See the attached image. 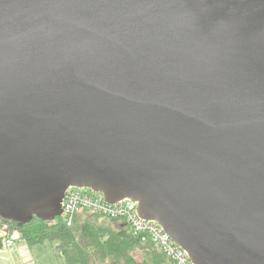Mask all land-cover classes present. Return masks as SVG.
<instances>
[{"label": "water", "instance_id": "1", "mask_svg": "<svg viewBox=\"0 0 264 264\" xmlns=\"http://www.w3.org/2000/svg\"><path fill=\"white\" fill-rule=\"evenodd\" d=\"M69 188L264 264V0H0V219Z\"/></svg>", "mask_w": 264, "mask_h": 264}, {"label": "trees", "instance_id": "2", "mask_svg": "<svg viewBox=\"0 0 264 264\" xmlns=\"http://www.w3.org/2000/svg\"><path fill=\"white\" fill-rule=\"evenodd\" d=\"M110 222L116 223V221ZM4 226H7V228L2 231L0 248L4 240L13 239L15 234H17L18 244H27L28 246L45 242H57L58 249L65 257L66 264H89L92 261L95 262V260L101 263L110 262V264H119L122 261L126 264H136L130 256V252L135 247L142 251L140 255L142 261L138 264H157L156 259L164 258V255L150 242L145 245L150 244L153 250L158 251L161 256L156 258L154 254L151 255L145 251L146 247L140 244L128 227H126L128 231L123 229L124 231L115 232L109 229L108 233L104 234V230L98 229L92 224H77L75 220L71 227H66L62 217L57 218L52 223L33 219L24 226L0 219V231ZM10 230L11 233H9ZM153 250L151 249V251Z\"/></svg>", "mask_w": 264, "mask_h": 264}, {"label": "built area", "instance_id": "3", "mask_svg": "<svg viewBox=\"0 0 264 264\" xmlns=\"http://www.w3.org/2000/svg\"><path fill=\"white\" fill-rule=\"evenodd\" d=\"M61 209V217L66 227L72 226L78 213L87 211L93 216L122 223L141 244L150 242L172 264H193L186 252L177 246L157 223L145 221L138 216L137 204L130 200L109 204L101 193L69 188L65 192ZM6 228L7 226H4L2 231ZM15 243L13 239H6L3 246L9 253L17 251L21 253V257H28L25 245L18 244L15 247Z\"/></svg>", "mask_w": 264, "mask_h": 264}, {"label": "rangeland", "instance_id": "4", "mask_svg": "<svg viewBox=\"0 0 264 264\" xmlns=\"http://www.w3.org/2000/svg\"><path fill=\"white\" fill-rule=\"evenodd\" d=\"M75 223L82 224V223H89L92 224L94 227L98 229L104 230V234L108 233V230L111 229L115 232L124 231L120 227L116 225L114 222H110L108 219L105 218H97L93 217L87 211H82L75 216ZM6 230V229H5ZM125 230L128 231L127 228ZM8 231V230H7ZM12 231L10 230L9 233ZM3 236L2 230L0 231V238ZM13 240L16 242L15 247L18 245L17 241V234L14 235ZM147 243V242H146ZM146 243L141 244L142 246L146 247L144 250L150 253L151 255H155L156 258H159L158 251H154L150 244L145 245ZM25 245L29 256L28 257H21L19 254L20 252L15 251L14 253H9V251L2 245L0 248V264H66L65 257L61 254L60 250L58 249L57 242H45L43 244L37 245ZM151 249L153 251H151ZM144 251V252H145ZM142 251L135 247L132 252H130V256L136 262V264L141 263L142 258L141 255ZM160 259V260H159ZM156 259L157 264H172L168 261L165 257L163 259L159 258ZM160 261V262H159ZM154 263V262H153ZM89 264H110V262H98L95 260L90 262ZM119 264H126L123 261L119 262Z\"/></svg>", "mask_w": 264, "mask_h": 264}, {"label": "crops", "instance_id": "5", "mask_svg": "<svg viewBox=\"0 0 264 264\" xmlns=\"http://www.w3.org/2000/svg\"><path fill=\"white\" fill-rule=\"evenodd\" d=\"M116 225H117L118 227H120L121 229H125V228H126V226L123 225V224L120 223V222H116Z\"/></svg>", "mask_w": 264, "mask_h": 264}]
</instances>
